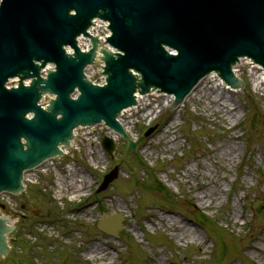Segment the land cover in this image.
<instances>
[{
	"label": "rangeland",
	"instance_id": "1",
	"mask_svg": "<svg viewBox=\"0 0 264 264\" xmlns=\"http://www.w3.org/2000/svg\"><path fill=\"white\" fill-rule=\"evenodd\" d=\"M243 61L240 89L211 77L216 92L203 94V80L178 108L153 94L143 108L127 109L121 119L131 126L134 151L118 137L108 155L99 144L104 133L90 129L67 154L31 170L21 193H1L0 214L15 228L0 264H264V81L257 86L264 71ZM216 94L233 116L210 101ZM233 142L235 154L224 157ZM115 164L117 178L96 192ZM70 173L87 177L78 196ZM212 179L219 188L209 197ZM102 211L124 216L117 237L95 226ZM170 218L190 232L177 235ZM93 244L107 250L102 258L90 257Z\"/></svg>",
	"mask_w": 264,
	"mask_h": 264
},
{
	"label": "water",
	"instance_id": "2",
	"mask_svg": "<svg viewBox=\"0 0 264 264\" xmlns=\"http://www.w3.org/2000/svg\"><path fill=\"white\" fill-rule=\"evenodd\" d=\"M94 18L108 21L114 49L99 48L103 84L84 74L98 47L87 33ZM80 34L90 38L87 51L77 46ZM241 57L264 68V0H0V193L22 191L24 171L63 155L78 126L103 121L129 140L117 117L136 104V93L174 94L175 108L211 71L240 88L232 66ZM45 93L53 97L42 106ZM101 143L113 152L109 137ZM118 171L104 176L99 191ZM122 219L103 213L96 226L117 236ZM13 229L0 215V259Z\"/></svg>",
	"mask_w": 264,
	"mask_h": 264
},
{
	"label": "bare ground",
	"instance_id": "3",
	"mask_svg": "<svg viewBox=\"0 0 264 264\" xmlns=\"http://www.w3.org/2000/svg\"><path fill=\"white\" fill-rule=\"evenodd\" d=\"M95 22H97V21H95ZM101 25V23H99V21L97 22V25H96V27H91L90 29H89V31L91 32V33H95V32H100V27H98V26H100ZM106 33V32H105ZM79 44L81 45V41L79 40ZM244 59H241V60H239L238 61V63L237 64H239L240 62H242V64L244 63L245 64V62L243 61ZM246 60V59H245ZM237 66L238 65H235L234 67H233V73L236 75V76H241V74H242V72H243V68H244V66L245 65H242V70H241V72L239 71V69H237ZM211 77H214V80L215 81H219V82H221L222 81V79L219 77V76H217L216 74H214V73H210L209 75H207V76H205L198 84L200 85V83L203 81V80H205V82H204V86L202 87V89H204L203 90V94H207V96L209 95L207 92L209 91L210 93H213V92H216V88L214 87V82H212L211 80H210V78ZM263 79H264V73H263ZM262 79V77H261V79H260V81L258 82V84H257V86H259V85H261V83L264 81ZM223 82V81H222ZM224 83V82H223ZM8 84H10V83H7V85ZM198 85V86H199ZM197 86V87H198ZM226 87H228L227 85H225ZM197 87L196 88H194L193 89V91L185 98V100H187L188 98L190 99L191 97H193V93H194V91L197 89ZM229 88V87H228ZM201 92H202V90H200ZM197 92H199V91H197L196 90V94H197ZM154 94V96L155 95H157V94H155V93H150V94H148V95H143V96H141V95H138L137 96V104H136V106L134 107V109L135 108H137L138 110L140 109V108H143L144 106H146V104H147V102H148V100L150 99V97L149 96H151V95H153ZM201 94V93H200ZM160 95V94H159ZM194 95H195V93H194ZM148 96V97H147ZM158 96V95H157ZM146 97V98H145ZM166 98H167V100H166V102L167 103H169V101L172 99V97L171 96H166ZM184 100V101H185ZM210 101L211 102H213V104L218 108V110H220L221 112H224V113H227V115L230 117V116H233L234 115V113L231 111V108L226 104V102L225 101H222L221 99H220V97H219V95L218 94H216V95H214V97L213 98H211L210 99ZM124 114V113H123ZM129 123H132L133 124V122L132 121H129ZM174 124V122L173 121H171L169 124H168V127H170V126H172ZM123 125V128L125 129V131L130 135L131 133H130V131H131V126H127V125H125V123H123L122 124ZM102 128L106 131V133H109L110 135H113V133L111 132V131H109V129H107V128H105V127H103L102 126ZM80 129H83V128H78L75 132H77V131H79ZM85 129V128H84ZM131 136V135H130ZM117 137L116 136H114V139H116ZM226 145V148H223V150H222V155L224 156V157H226V158H231V156H232V154H235V151H236V149H235V142H233V143H229V144H225ZM105 156H104V153L103 152H101L100 153V158H104ZM46 163V162H45ZM47 164V163H46ZM193 174L195 175L196 174V172L194 171L193 172ZM26 176H28V174L26 175ZM69 176L71 177V187H72V193L73 194H75L76 196H78V195H80V194H82L83 192H84V188H85V185H86V180H87V177L84 175V174H81V173H70L69 174ZM208 184H209V194H207V195H209V197H211L212 195H216V193H215V188H219L218 187V183H217V181L215 180H210V181H208ZM213 185V186H212ZM57 187H58V192H61L62 191V186H61V182H58V184H57ZM214 187V188H213ZM88 208H89V204L85 207V210H88ZM175 222L170 218V219H168V221H167V226L168 227H170V228H173L175 231H176V233H177V235H184V234H188L189 232H190V228L185 224V223H183L182 221H178V223L177 224H174ZM193 235L195 236V234L193 233ZM108 241H106L105 242V244L106 245H108ZM110 247H113L112 245H109ZM106 252H107V250L106 249H102V245L100 244V245H98V244H93L91 247H90V249L88 250V253H89V255H90V257L91 258H102L105 254H106Z\"/></svg>",
	"mask_w": 264,
	"mask_h": 264
},
{
	"label": "trees",
	"instance_id": "4",
	"mask_svg": "<svg viewBox=\"0 0 264 264\" xmlns=\"http://www.w3.org/2000/svg\"><path fill=\"white\" fill-rule=\"evenodd\" d=\"M200 217L202 218V219H206V217L204 216V215H202V214H200ZM198 222V221H197ZM199 223V222H198ZM202 225V224H201ZM203 227H205V228H209V226L207 227L206 225H205V222H203V225H202ZM210 229V228H209ZM213 234V233H212Z\"/></svg>",
	"mask_w": 264,
	"mask_h": 264
}]
</instances>
